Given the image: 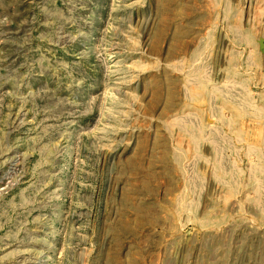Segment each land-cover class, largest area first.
Returning <instances> with one entry per match:
<instances>
[{"label": "rangeland", "instance_id": "374dc122", "mask_svg": "<svg viewBox=\"0 0 264 264\" xmlns=\"http://www.w3.org/2000/svg\"><path fill=\"white\" fill-rule=\"evenodd\" d=\"M0 264H264V0H0Z\"/></svg>", "mask_w": 264, "mask_h": 264}]
</instances>
